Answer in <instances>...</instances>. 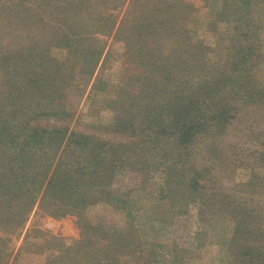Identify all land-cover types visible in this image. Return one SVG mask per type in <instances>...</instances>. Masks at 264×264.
Here are the masks:
<instances>
[{
	"label": "rangeland",
	"instance_id": "374dc122",
	"mask_svg": "<svg viewBox=\"0 0 264 264\" xmlns=\"http://www.w3.org/2000/svg\"><path fill=\"white\" fill-rule=\"evenodd\" d=\"M22 1L0 0V27L9 23L6 31H0V53L8 56L23 51L33 57L26 63L20 61L16 70H12V63L0 66V99L5 101L7 96L11 102L14 99V110L17 108L24 114L21 117L24 121L26 112L43 116L66 109L69 115L63 117L61 113L54 121L44 118L41 126L70 121V131L110 135L108 128L116 124L119 116L133 117L137 110L136 107L126 110L123 104L128 94L137 93L149 76L139 57L141 50L154 53V60L173 52L179 57L183 52L182 56H187L183 70L176 68L180 71L176 83L184 87L179 95L180 99H186L183 108L190 100L204 97L220 98L226 107L229 121H221L216 131L196 143L198 169L208 179L209 189L205 193L193 199L183 187V192L174 190V194L168 195L161 172L153 174L151 183L146 185L140 174L123 170L117 172L103 201L87 209L88 222L101 224L111 233L122 231L131 236L135 243L123 252V259H130L133 264L262 263L264 159L257 163L256 157L264 154V0H253L251 13L241 15L223 13L227 0H88L86 9L81 8V0ZM19 3L22 10L17 8ZM75 13L82 18L91 15L93 23L97 17L108 19L102 22L103 34H98L102 38L99 47H105L103 57L92 70L91 78L89 70L79 73L71 68L74 60L84 55V49L91 51L95 46L90 42L79 43L77 48H82L73 59L68 48L58 46L55 36L59 30L70 28L72 22L64 18L74 17ZM23 16L26 29L20 34L11 23ZM150 16L153 18L148 20ZM79 21L85 33L90 34L91 27H86L84 20ZM152 21L154 26L150 25ZM148 46L155 50L147 51ZM39 54L45 56L46 70L63 65L59 85L62 95L54 103L31 92L30 85L26 93L25 84L20 97H14L18 96L17 82H21L19 72L34 63ZM201 71L208 76L215 74L217 80L211 81L214 85L204 79ZM26 106H30L27 111ZM176 108L172 106L173 110ZM6 111L13 110L6 108ZM210 111L209 115L213 114ZM217 163L219 169L215 172ZM37 211L21 236L12 231L16 226L4 221L9 211L3 212L1 234L10 232L14 238L2 246L5 251L7 246L14 249L6 264H47L46 254L20 251L29 229L36 242L44 239L51 242L50 234L71 243L83 238L76 216L55 219ZM39 230L49 236L39 237ZM108 240L103 239L104 245L98 243L100 248ZM48 247L46 244L45 248L50 250ZM57 247H63V243ZM62 252L56 250V254ZM96 254L104 259L101 264H108L107 252ZM251 258L259 261L251 262ZM82 262L77 257V264Z\"/></svg>",
	"mask_w": 264,
	"mask_h": 264
},
{
	"label": "trees",
	"instance_id": "16d2710c",
	"mask_svg": "<svg viewBox=\"0 0 264 264\" xmlns=\"http://www.w3.org/2000/svg\"><path fill=\"white\" fill-rule=\"evenodd\" d=\"M252 1L227 0L223 13L249 14ZM87 4L88 0H81V8L86 9ZM17 8L22 10L21 3ZM151 11L152 9H149V13ZM152 18L153 16H150L148 20ZM64 19L72 22L70 28L66 31L59 30L55 36L58 38L59 47L69 49L70 57L75 59L76 52L81 50L82 47L77 48L79 43L90 42L95 46L91 51L89 48L84 49L82 51L84 55L78 56L71 68L72 72L79 73L89 70L87 74L91 78L94 74L92 70L103 57L105 47L104 45L99 47L102 38L98 34H103L100 28L102 22L108 19L97 17L93 23L91 15L82 18L78 13H75L74 17ZM79 19L84 20L86 27H91L90 34L82 29ZM26 22L25 16L19 17L18 22L11 23V27L17 26L15 31L21 34L26 29ZM150 25L154 26L155 22L152 21ZM7 28L9 23L1 26L0 31L1 29L6 31ZM154 42L152 40V45ZM148 47L147 51L153 49L151 46ZM23 53L16 51L8 56L0 53V66L12 63V70H16L21 65L20 61L26 63L27 59L33 57L31 53L28 55ZM183 53H180V57L175 52L168 53L161 59L154 60V53H146L144 50L139 52L149 76L137 93L128 94L123 104L126 110L129 107H136L133 117L119 116L116 124L108 128L111 131L110 135L70 131L68 128L70 121L41 126V120L44 118L46 121H54L61 113L63 117L69 115L66 109H60L62 112L58 110L55 113L44 114L46 117L36 115L34 111L26 112L27 119L24 121L21 119L24 114L17 108L14 110L16 107L14 99L12 102L9 96L5 101L0 99V226L5 214L3 212L7 209L9 212L6 213L4 221L8 220L16 226L12 231L21 236L31 215L38 209L55 219L76 216L85 238V241L82 238L71 243L70 240L50 234L51 242L45 239L43 242H36L31 238L33 231L29 229L20 251L27 249L29 253L46 254L47 264H73V260L77 264V257L83 261L81 264H101L104 259L98 258L96 253L102 252H107L108 264H133L129 262L130 259H123V252L130 250L135 240H130L131 236L125 235L122 231L111 233L101 224H91L85 214L90 206L103 201V195L107 188L111 187L117 172L132 170L143 177L146 185L151 183L153 174L161 172L168 195L174 194V190L176 193L186 189L189 197L194 199L209 189L208 179L198 169L196 143L216 131L221 121L229 120L227 115L225 116L226 107L220 102V98L204 97L200 100H190L186 108L182 107L186 99L179 98L184 87L176 83L180 79L177 75L180 71H176V68L180 67L183 70L187 64V56H182ZM44 57L39 54L34 57L36 58L34 63L22 68L18 74V81L22 83L17 82L18 96L14 97H20L22 84H25L26 93L30 85L31 92L45 96L52 103L62 95L59 92V85L60 75L64 74L61 72L63 65L46 70ZM81 61H84L86 66ZM212 70L216 71V68L212 67ZM201 73L206 76L204 79H207L210 85H214L211 81L217 80L215 74L213 77L204 71ZM203 80L199 83V90L202 89ZM188 89L186 88V91ZM214 89L215 87L211 93ZM229 89L232 88H226V91ZM193 98L194 96L190 99ZM173 105L177 106L174 110ZM6 108L13 111H6ZM28 109L30 106L25 107L26 111ZM208 109L213 114L209 115ZM262 156L264 154L261 153L256 157L257 163L264 159ZM218 169L217 163L215 172ZM208 171H212V168ZM183 187L184 189H181ZM7 233L10 235L9 238ZM7 233L2 235L0 231V264H6L14 251L12 246H7V251L2 247L7 240L14 239L12 233ZM37 233L39 237L49 236L48 232L42 230ZM109 238L107 245L100 248L99 244L104 245L103 239L105 241ZM62 243L63 247H57ZM46 244L50 250L45 248ZM56 250L63 252L56 254ZM16 258L17 255L14 259ZM57 258L60 260L59 263ZM253 260L259 261V258H251V262ZM260 264H264V261Z\"/></svg>",
	"mask_w": 264,
	"mask_h": 264
}]
</instances>
